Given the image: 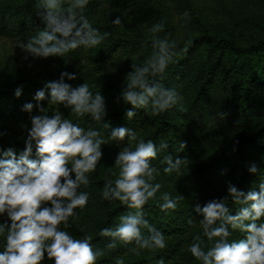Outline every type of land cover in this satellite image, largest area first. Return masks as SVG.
I'll use <instances>...</instances> for the list:
<instances>
[{"label": "trees", "instance_id": "16d2710c", "mask_svg": "<svg viewBox=\"0 0 264 264\" xmlns=\"http://www.w3.org/2000/svg\"><path fill=\"white\" fill-rule=\"evenodd\" d=\"M41 11L38 0H0V153L11 149L19 157L30 118L40 114L37 104L49 116L55 110L49 106L45 85L59 80L61 73L75 74V80L65 77L64 82L73 88L88 83L93 93L104 97L107 114L99 124L87 117L77 121L70 109L56 106L64 118L85 128L108 124L106 135L127 127L136 131L138 140H152L157 147L168 144L152 162L160 170L154 183L162 187L157 199L144 207L145 219L165 235L166 248L149 251L119 244L97 264H117L120 258L124 264H200L187 250L201 232L202 217L192 209L223 200L229 184L247 192L264 179V0H90L84 14L93 27L111 33L109 38L97 48L47 59L34 58L21 48V42L45 28ZM117 16L121 26L112 24ZM161 21L164 30L159 35L175 40L177 48L163 78L157 79L184 97L186 110L177 105L158 116L136 110L129 120L125 113L131 105L121 98L124 79L132 64H142L152 53L148 29ZM39 90L45 91V99L37 102L34 96ZM29 103L30 112L24 110ZM221 113L226 115L221 118ZM181 142H186L183 151ZM126 143L102 147L103 157L90 174L89 185L80 189L89 193L86 207L76 210L77 217L69 219L66 229L61 226L74 238L92 235L94 248H105L109 238L100 237V231L116 227L119 217L129 211L119 201L102 198L106 179H115V157ZM168 154L187 158L189 164L179 173L165 174L162 161ZM253 164L257 174L248 170ZM163 192L182 195L184 201L176 210L163 212L159 207ZM228 204L235 215L238 206L230 198ZM6 221V215L0 216V223ZM243 238L239 231L232 232L231 239ZM42 264L52 262L45 256Z\"/></svg>", "mask_w": 264, "mask_h": 264}, {"label": "clouds", "instance_id": "9594fccd", "mask_svg": "<svg viewBox=\"0 0 264 264\" xmlns=\"http://www.w3.org/2000/svg\"><path fill=\"white\" fill-rule=\"evenodd\" d=\"M89 2L38 0L45 28L21 42V48L34 58L47 59L100 46L111 33L93 27L84 14ZM112 24L121 26V18L117 16ZM163 30V21L148 29L152 53L142 64H132L125 76L121 98L131 105L125 113L129 120L136 115V110L150 111L152 116L177 105L181 111L186 110L184 97L157 79L163 78L177 48L175 40L159 35ZM65 77L76 79L75 74L65 72L59 80L45 85L49 90V106H55V110L49 116L47 109L37 104L40 114L30 118L25 149L19 157L11 149L0 153V216L7 217L6 222L0 223L3 239L0 264H42L45 256L52 264H97L98 258L119 244H135L149 251L165 249L166 237L145 219L144 207L150 200L157 199L162 187L154 183L160 170L152 162L168 144L161 142L157 147L152 140H138L136 131L127 127L114 128L106 135L104 129L108 124L101 129L85 128L79 122L64 118L56 106L70 109V115L77 121L87 117L99 124L107 114L104 97L99 92L93 93L86 82L73 88L64 82ZM15 95L19 97V89ZM44 99L45 91H37L34 100ZM32 107L31 103L26 104L24 110L30 112ZM225 115L220 114L221 118ZM125 140L127 143L115 157L117 171L112 173L115 179H106L102 198L119 201L129 211L119 217L116 227L100 231V237L109 238L105 248H94L92 235L74 238L63 229L68 227L70 218L77 217L76 210H83L89 201V193L80 189L89 185L90 174L103 157L102 147ZM185 147L186 142L179 144L180 151ZM162 163L166 165L163 172L170 174L179 173L189 161L168 154ZM248 170L251 174L259 172L255 164ZM229 198L238 206L235 215L231 214ZM159 200L161 211L167 213L176 210L184 197L163 192ZM192 210L202 217L199 220L201 232L193 236L187 249L196 261L200 264H264V179L247 192L229 184L223 200L214 199L203 206L197 204ZM188 223L191 225L193 220L189 219ZM233 231L244 234V238L231 239ZM117 264H124L123 258L118 259Z\"/></svg>", "mask_w": 264, "mask_h": 264}]
</instances>
